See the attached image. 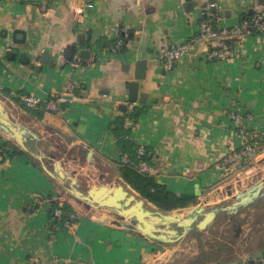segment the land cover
<instances>
[{"label": "crops", "instance_id": "1", "mask_svg": "<svg viewBox=\"0 0 264 264\" xmlns=\"http://www.w3.org/2000/svg\"><path fill=\"white\" fill-rule=\"evenodd\" d=\"M204 12L232 27L246 15H264V0H0V101L37 137L23 150L0 130V264H264V188L237 214L222 212L205 231L192 226L166 245L114 225L109 210L76 203L69 182L52 179L38 160L53 154L83 193L123 185L140 199L117 169L122 156L138 160L143 150L150 176L172 194L198 202L168 213L147 201L145 206L185 217L199 206L209 211L231 205L230 189L234 196L264 182V35L245 39L227 62L208 59L204 41L194 42L171 71L157 58L163 44L188 42ZM117 39L125 48L113 52ZM82 51L90 57L84 60ZM77 55L81 62L75 64ZM138 61L146 62V70L132 103L129 83L136 81ZM69 82L72 93L65 90ZM30 96L40 100L33 108L24 103ZM233 112L250 114L244 129L257 146L248 164L229 171L224 158L243 141ZM118 121L120 138L113 132ZM59 206L74 213L69 227L52 218ZM223 228L230 237L225 242L201 237ZM222 248L246 250L220 263L202 259Z\"/></svg>", "mask_w": 264, "mask_h": 264}, {"label": "water", "instance_id": "2", "mask_svg": "<svg viewBox=\"0 0 264 264\" xmlns=\"http://www.w3.org/2000/svg\"><path fill=\"white\" fill-rule=\"evenodd\" d=\"M77 40L80 44L84 42V36L79 35ZM84 60L90 57L88 51H82ZM68 59L72 58V52L66 51ZM50 57L43 55V63L49 64ZM47 60V61H46ZM22 63L28 64V59L23 57ZM36 70H39L38 68ZM146 62L138 61L136 63L135 82L129 83V100L136 103L138 100L139 84L137 81L143 80L145 76ZM146 95L142 94L140 102L145 103ZM0 130L8 135L21 149H26V143L36 140V135L28 129L17 124L14 119L8 116L4 106L0 101ZM48 161H42L41 167L47 175L56 181L63 183L69 182V197L76 203L86 209L109 210L116 216L114 225L123 228L124 231L136 234L140 238L151 239L158 243L174 244L179 240L178 236H184L192 226L199 231H205L216 219L217 215L222 212L237 214L240 208L247 207L260 197L261 190L264 188V182L258 183L246 193H240L231 196L234 203L219 209L205 211L202 206L192 210L188 216L183 213L163 214L161 212L151 211L145 206V200L130 194L123 185L100 186L99 188L89 189L81 192V187L74 178V174L64 171L62 165L55 161L53 154H46ZM51 165L53 170L50 171L48 166ZM102 180V178L100 179ZM200 219V220H199Z\"/></svg>", "mask_w": 264, "mask_h": 264}, {"label": "built area", "instance_id": "3", "mask_svg": "<svg viewBox=\"0 0 264 264\" xmlns=\"http://www.w3.org/2000/svg\"><path fill=\"white\" fill-rule=\"evenodd\" d=\"M261 8V7H259ZM211 17L208 12L202 14V20L199 23L198 32L195 33L188 42L179 45L163 44L157 50V58L161 63L162 67L166 71H171L174 69L176 64L179 62L182 56L188 54L192 50V44L197 41H204L210 44L208 51V59L219 60L222 62H227L232 60L237 56L240 45L245 39L254 36L264 35V15L257 13L248 19L241 20L237 25L232 27H223L220 23V18L214 16V20H209ZM124 40L117 39L114 46L111 48L113 52L120 51L123 47ZM90 52H95L94 49H90ZM95 54V53H94ZM74 63H80L81 59L77 55L74 57ZM95 60L91 59L88 63H93ZM74 85L69 82L66 84L65 90L68 93L74 91ZM24 103L33 108L40 103V100L35 97H26ZM251 118L250 114H237L231 113V119L234 125L238 127V135L242 138V145L236 151H232L226 155L222 165L227 167V169L233 170L241 165L248 164L255 153L257 142L248 138V132L244 129V123L249 121ZM131 122L127 119L125 121V126L129 127ZM144 155L143 150L138 152V163L137 169L142 174H151L152 168L143 161L142 157ZM129 163V159L126 156L121 157V164L126 165ZM229 193L232 194L231 189ZM229 196V195H228ZM62 216V207H57L53 211V218L59 220ZM75 218L74 215L70 216L71 221ZM65 226L69 227L71 224L69 222L64 223Z\"/></svg>", "mask_w": 264, "mask_h": 264}, {"label": "trees", "instance_id": "4", "mask_svg": "<svg viewBox=\"0 0 264 264\" xmlns=\"http://www.w3.org/2000/svg\"><path fill=\"white\" fill-rule=\"evenodd\" d=\"M250 17L251 16L246 15L242 20L248 19ZM111 44V47H113L115 42H111ZM124 48L125 47H123V49ZM134 117H136V115H132L129 118L134 120ZM244 125L241 126L244 127ZM122 126L123 121H118L117 125L113 129V132L117 138H120L122 136ZM236 128L238 127L236 126ZM119 143L120 149L123 152L127 151L130 153V150L127 148L129 145H125V143L122 141H120ZM136 155L139 160L138 154ZM134 158L135 156H132V159H130L129 163L126 165L121 164V166L118 167L117 172L123 182L126 183L133 191H135L143 200L153 204L159 210L166 213L186 209L191 206H196L198 204L196 198L189 196L174 195L168 191L165 185H160L156 181L155 177L150 176L149 174L140 173L137 169L138 160ZM142 159L146 162L145 153ZM72 215H74V213L68 206L62 207V216L59 220L53 218L52 212V218L54 219L55 224L58 223L64 225V223L66 222L72 224L73 221H71L70 219V216ZM207 257H209V253H206L202 259L206 261L208 260Z\"/></svg>", "mask_w": 264, "mask_h": 264}, {"label": "rangeland", "instance_id": "5", "mask_svg": "<svg viewBox=\"0 0 264 264\" xmlns=\"http://www.w3.org/2000/svg\"><path fill=\"white\" fill-rule=\"evenodd\" d=\"M225 228H223V230H217V232H214V233H211V235H206V234H201V237L203 236L204 237V240L205 239H208V241H210L211 239V237L212 236H216L217 235V238H220V239H222L223 240V242H225L226 240L225 239H227L228 240V238H230L229 237V235L228 236H225V235H223L222 233L223 232H226V230H224ZM214 238V237H213ZM225 238V239H224ZM221 240V241H222ZM222 242V243H223ZM228 242V241H227ZM218 248H216V250H217ZM242 250H246V248H238V249H236L235 251H233V249H232V251L233 252H226V250H225V248H222L221 250H219V251H217V252H211V253H209V252H207V253H209V257H207L208 258V260H206L205 262H208L209 260L211 261V263H214V262H223V261H225V260H228V257H226V255H230V257L232 258V256H234V255H236V254H238V253H240ZM236 253V254H235ZM206 259V258H205ZM230 259V258H229Z\"/></svg>", "mask_w": 264, "mask_h": 264}]
</instances>
